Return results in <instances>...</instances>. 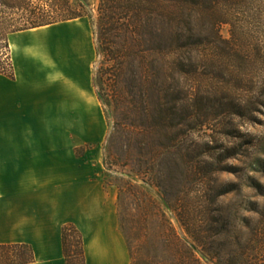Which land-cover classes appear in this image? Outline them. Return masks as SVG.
Masks as SVG:
<instances>
[{
	"label": "rangeland",
	"instance_id": "obj_1",
	"mask_svg": "<svg viewBox=\"0 0 264 264\" xmlns=\"http://www.w3.org/2000/svg\"><path fill=\"white\" fill-rule=\"evenodd\" d=\"M28 1L92 32L102 137L78 153L117 191L130 264H264V0L119 5L112 26L100 0Z\"/></svg>",
	"mask_w": 264,
	"mask_h": 264
},
{
	"label": "crops",
	"instance_id": "obj_2",
	"mask_svg": "<svg viewBox=\"0 0 264 264\" xmlns=\"http://www.w3.org/2000/svg\"><path fill=\"white\" fill-rule=\"evenodd\" d=\"M13 78L0 73V244L32 264H66L62 228L81 234L86 264H130L117 191L78 150L102 137L91 83L92 32L79 19L9 39Z\"/></svg>",
	"mask_w": 264,
	"mask_h": 264
},
{
	"label": "trees",
	"instance_id": "obj_3",
	"mask_svg": "<svg viewBox=\"0 0 264 264\" xmlns=\"http://www.w3.org/2000/svg\"><path fill=\"white\" fill-rule=\"evenodd\" d=\"M154 0H100L99 4V21L104 26H110L115 23V16L121 9L125 13L129 11L130 15H135L137 18L142 15V12L147 7L153 4ZM157 1V0H156ZM169 2L164 7L167 15L180 16L187 5H192V0H166ZM56 6V5H55ZM47 4H33L28 0H0V19L2 23L6 24L4 28V35L13 34L41 28L69 20L77 19L82 15L68 12L69 5L67 2H62L58 7L62 10L60 12H52ZM67 8V12L64 11ZM186 10V9H185ZM118 14V13H117ZM121 15V14H120ZM128 15V14H127ZM120 17H118L119 19ZM7 21V22H6ZM140 27V23H137ZM103 29V26L101 27ZM100 29V41L102 45H106L105 33ZM5 38V37H4ZM6 51L5 64H0V73L12 79L13 66L10 58V50L8 41H4L2 46ZM62 249L66 264H86L85 254L83 250L82 237L79 231L71 224L65 225L62 228ZM77 258V259H76ZM34 261L32 249L24 244H0V264H32ZM195 264H200L198 259Z\"/></svg>",
	"mask_w": 264,
	"mask_h": 264
},
{
	"label": "water",
	"instance_id": "obj_4",
	"mask_svg": "<svg viewBox=\"0 0 264 264\" xmlns=\"http://www.w3.org/2000/svg\"><path fill=\"white\" fill-rule=\"evenodd\" d=\"M116 174H118V175H121V176H123V177H127V178H129V179H132V180H134V181H136V182H139V180L138 179H136V178H134V177H132L131 175H129V174H125V173H116Z\"/></svg>",
	"mask_w": 264,
	"mask_h": 264
}]
</instances>
